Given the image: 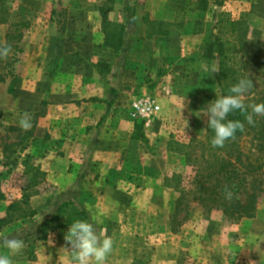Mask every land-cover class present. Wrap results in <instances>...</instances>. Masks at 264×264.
I'll use <instances>...</instances> for the list:
<instances>
[{"label": "rangeland", "instance_id": "obj_1", "mask_svg": "<svg viewBox=\"0 0 264 264\" xmlns=\"http://www.w3.org/2000/svg\"><path fill=\"white\" fill-rule=\"evenodd\" d=\"M192 1H6L19 27L0 24V46L12 47L0 59L12 63L0 84V135L13 151L0 147V222L29 178L39 185L30 201L36 216L0 224V235L25 244L13 264H70V254L59 253L69 247V228L47 224L67 203L113 238L106 264H264V196L255 219L233 222L193 206L179 232L172 229L178 185L193 176L187 147L208 133L201 101L222 95L219 60H205L203 46L221 14L264 43V0H220L207 12L189 11ZM102 8L126 28L119 51L104 47ZM16 31L22 40L8 42ZM144 95L162 111L137 140L131 109ZM25 112L27 131L19 126Z\"/></svg>", "mask_w": 264, "mask_h": 264}, {"label": "trees", "instance_id": "obj_2", "mask_svg": "<svg viewBox=\"0 0 264 264\" xmlns=\"http://www.w3.org/2000/svg\"><path fill=\"white\" fill-rule=\"evenodd\" d=\"M7 0H0V24H10V28L19 25L12 23L6 7ZM114 4L115 0H108ZM212 4L221 5L220 0H196L189 5V11L207 12ZM106 26L104 30V47L121 50L124 45L126 28L113 24L106 18V11L101 9ZM24 22L21 26H26ZM114 25V26H113ZM113 26V29H110ZM218 33L215 38L204 44L203 57L207 61L219 60V71L215 73L221 94H229L228 90L240 78L252 80V87L245 96L246 104L264 103V43L248 40V27L242 21H233L226 14H221L217 23ZM8 42L22 40L21 31L8 33ZM238 46V47H237ZM12 63L0 65V84L6 83L12 76L8 67ZM105 72L109 71L107 64ZM211 97L205 96L200 104L206 110ZM251 111V109H249ZM229 120H239L245 124L243 132L237 131L234 140L227 141L223 148H213L210 141L214 135L208 128L204 139L191 140L187 149L186 162L193 169L187 185H178L179 197L171 214V225L174 233L188 221L191 209L198 207L205 213L221 212L226 220L237 222L243 219H255L264 196V117L254 116L255 125H249L245 116L239 111L229 113ZM144 122L137 125V140H144ZM6 137L0 135V147L8 154L12 145L5 143ZM10 152H13L12 150ZM13 154V153H12ZM183 185V184H182ZM232 192L231 199L225 198L224 189ZM36 178L31 177L28 184L22 187L21 200L14 201L8 208L7 216L0 224L11 223L18 219L33 218L35 211L30 206L31 198L39 194ZM0 199L4 194L0 190ZM181 216H183L182 219ZM76 219L89 221V215L69 203L61 205L53 219L47 221L48 226L57 223L54 230L69 228Z\"/></svg>", "mask_w": 264, "mask_h": 264}, {"label": "clouds", "instance_id": "obj_3", "mask_svg": "<svg viewBox=\"0 0 264 264\" xmlns=\"http://www.w3.org/2000/svg\"><path fill=\"white\" fill-rule=\"evenodd\" d=\"M134 19V18H133ZM12 52L11 45L0 46V59L7 60ZM214 71H219L216 69ZM252 87V80L240 78L229 88L227 95L216 96L208 104L204 115L207 127L214 135L210 141L213 148H223L225 143L236 138V132H243L245 124L239 120H229V113L241 112L249 125H255L254 116L264 117V103L246 104L245 96ZM251 109V111H249ZM19 126L27 131L30 126V116L27 112L21 115ZM225 198L231 199L232 192L224 189ZM95 223L87 220L76 219L65 234V241L69 247L61 248L60 254H70V264H106L108 256L112 253L114 240L107 235L105 229L97 228ZM25 247L24 241L10 235H0V264H13V257L18 255ZM61 258V257H59Z\"/></svg>", "mask_w": 264, "mask_h": 264}, {"label": "built area", "instance_id": "obj_4", "mask_svg": "<svg viewBox=\"0 0 264 264\" xmlns=\"http://www.w3.org/2000/svg\"><path fill=\"white\" fill-rule=\"evenodd\" d=\"M132 117L151 125L160 115L162 108L159 101L150 95L137 98L132 103Z\"/></svg>", "mask_w": 264, "mask_h": 264}]
</instances>
